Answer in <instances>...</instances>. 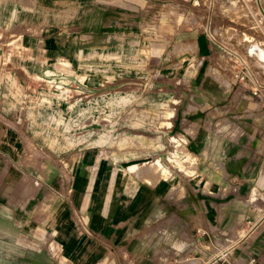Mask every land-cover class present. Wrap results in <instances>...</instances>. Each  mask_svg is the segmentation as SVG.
<instances>
[{
  "label": "crops",
  "instance_id": "crops-1",
  "mask_svg": "<svg viewBox=\"0 0 264 264\" xmlns=\"http://www.w3.org/2000/svg\"><path fill=\"white\" fill-rule=\"evenodd\" d=\"M259 1L264 10V0ZM193 2L0 0V264H264L262 98L219 64L212 66L220 52L205 31L183 26L190 16L178 20L175 9ZM119 6L127 11L107 19L105 9ZM133 9H144L146 25L166 28L150 34L162 40L156 44L162 50L155 69L162 97L156 103L168 105L173 114L166 118L170 126L140 127L129 135L140 137V151L153 148L152 155L162 150L148 145L150 136H162L163 142L167 135L179 136L195 158L193 173L139 177L128 170L136 159L127 146L108 147L107 158L89 147L42 163L20 159L21 153L5 160L7 148L16 152L10 136L27 100L17 70L35 72L38 55L48 64H40L36 78L57 75L61 60L84 77L101 66L99 56H108L102 64L107 70L119 66L115 40H131L132 33L120 37L101 29H115L117 23L130 28ZM105 19L113 22L105 25ZM6 39L11 42L5 46ZM176 43L187 50L175 52ZM10 44L19 47L6 67ZM190 45L195 52L188 51ZM175 56L184 63L175 65ZM259 72L263 79L264 65ZM226 79L229 85L223 84ZM21 174L30 184H21Z\"/></svg>",
  "mask_w": 264,
  "mask_h": 264
},
{
  "label": "rangeland",
  "instance_id": "rangeland-1",
  "mask_svg": "<svg viewBox=\"0 0 264 264\" xmlns=\"http://www.w3.org/2000/svg\"><path fill=\"white\" fill-rule=\"evenodd\" d=\"M192 1L195 6L180 7L179 12L175 9L176 15L179 16L178 20L190 16L186 18V24L183 26L196 31L201 29L205 33L211 30L221 38L220 42L225 41L235 49L246 47L249 41L256 40L264 47V38L248 37L253 35V31L249 29L253 23L246 11L248 8L257 11L254 0H214V5L210 6H208L209 0H202L199 5L196 4V0ZM105 10L107 11L105 16H110L107 19L114 18L113 16L118 14L116 12L127 11L124 6ZM131 15L130 28L122 23L120 27L118 26L120 23H117L115 29H108L107 26L101 29L105 35L115 31L120 37L122 33L129 31L132 33L131 40L123 38L115 40L118 53L115 56V64L119 66L113 69L107 70V67L102 66L103 63L107 64L108 56H99L101 66L91 72L94 78L91 73L84 77L76 73L72 64L71 67H64L68 61L59 60L60 63L55 66L57 75L53 72L52 76L46 74L36 78L37 74H42L41 71L37 72L43 69L40 64H48L45 56L38 55L35 57V62L39 67L35 72L29 73L24 68L17 70L16 75L20 76L19 80L25 81V87L21 90L27 100L20 104V120L14 121L13 136H10L14 140L12 146L16 148V152L5 147L7 148V153H4L5 160L9 158L7 154L15 159L19 158L21 153L20 159L31 157L42 163L45 159L71 156L89 147L100 149L103 157L107 158L108 147H111V150L113 147L121 150L127 146L132 147L131 153L136 159L128 165V170L139 177L158 172L162 173L163 178L171 172L193 173L195 158L184 151L179 136L167 135L164 137V142L162 136H150L148 145L157 144L162 150L161 153L152 155L153 148H147L149 149L147 151L142 148L143 150L140 151V137L129 135L130 130L135 133L138 130L134 129L140 127L150 130L170 126L166 118L169 117L168 114H173V109L168 105L165 108L156 103L157 97H162L157 90L159 80L157 81L158 76L155 73L159 52L162 50H157L161 46L156 44L162 43V40L153 39V35L150 34V32L166 31V28L162 24L146 25L143 22L146 19L144 9L142 11L133 9ZM116 18L118 19L117 16ZM107 19L105 25L107 23L110 25L113 21ZM118 22H121L120 18ZM140 27L141 30L144 29L143 32L140 31ZM2 41L0 40V44ZM10 42L11 40L6 39L4 45ZM179 43H176L175 52L187 50L184 45L179 47ZM125 45L128 47L127 56L123 52ZM190 46L188 49H191L188 51L195 52V45ZM17 47L19 45L7 46L9 55L4 56L3 61L6 67H11L13 64L9 57ZM23 57L20 62L30 59L29 56H25L26 59ZM218 58L219 61H212V66L219 64L223 70H228L225 57L220 54ZM182 63L184 60L179 62L175 56V65ZM124 65L128 66L124 67ZM197 66L202 68L199 64ZM214 72L216 73L217 70ZM228 83L227 79L223 82L224 85H229ZM12 146L8 147L11 149ZM127 151H124L125 155L129 153ZM141 155L144 158H139ZM170 155L173 159L169 157ZM115 158L118 159L120 156L112 157ZM133 166H137V170H131ZM20 182L25 186L30 184V179L21 174ZM26 192L24 194H27Z\"/></svg>",
  "mask_w": 264,
  "mask_h": 264
},
{
  "label": "built area",
  "instance_id": "built-area-1",
  "mask_svg": "<svg viewBox=\"0 0 264 264\" xmlns=\"http://www.w3.org/2000/svg\"><path fill=\"white\" fill-rule=\"evenodd\" d=\"M199 1L202 0L195 1L197 5H199ZM214 2V0H209L208 6L214 5ZM254 2L257 11L254 12L252 8H248L246 11L253 23L249 27L253 31V35L248 37L255 38L257 36L264 38V10L259 0H254ZM206 35L216 50L225 57L232 80L245 85L252 96H260L262 98V105L264 106V78L262 79L259 75V70L262 68L263 63L251 57L244 46L241 49H235L225 41L220 42L221 38L211 30L207 31ZM252 262L254 263L253 260Z\"/></svg>",
  "mask_w": 264,
  "mask_h": 264
},
{
  "label": "bare ground",
  "instance_id": "bare-ground-1",
  "mask_svg": "<svg viewBox=\"0 0 264 264\" xmlns=\"http://www.w3.org/2000/svg\"><path fill=\"white\" fill-rule=\"evenodd\" d=\"M258 43L260 42L257 40L251 42L249 41V43H247L248 46L245 48L248 47L246 50L251 57L264 64V47Z\"/></svg>",
  "mask_w": 264,
  "mask_h": 264
}]
</instances>
